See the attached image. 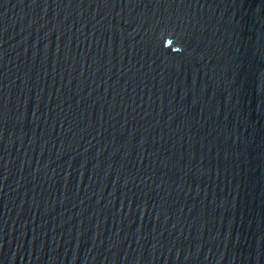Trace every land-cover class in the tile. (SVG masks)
<instances>
[{"label": "water", "instance_id": "water-1", "mask_svg": "<svg viewBox=\"0 0 264 264\" xmlns=\"http://www.w3.org/2000/svg\"><path fill=\"white\" fill-rule=\"evenodd\" d=\"M0 264H264V0H0Z\"/></svg>", "mask_w": 264, "mask_h": 264}]
</instances>
